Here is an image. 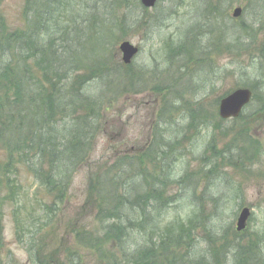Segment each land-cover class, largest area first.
I'll return each mask as SVG.
<instances>
[{
    "label": "trees",
    "instance_id": "obj_1",
    "mask_svg": "<svg viewBox=\"0 0 264 264\" xmlns=\"http://www.w3.org/2000/svg\"><path fill=\"white\" fill-rule=\"evenodd\" d=\"M206 1L210 3L204 13L213 20H223L220 3L234 0H218L217 4ZM259 1L252 5L261 6ZM126 2L112 0V5L126 8ZM138 5L139 0H134L131 8ZM127 8L120 18L108 20L94 0H86L82 10L71 7L69 0H26L25 30L9 33L0 18V140L6 136L10 157L14 154L26 165L38 160V166L31 169L33 176L40 187L54 195L50 205H39V229L22 235L31 264H82L79 251L58 244L53 248L47 243L53 237V219L60 214L66 188L89 156L104 105L147 88L141 85L140 73L131 65L124 66L107 57L109 48L131 29ZM98 19L112 25L116 38L102 49L90 48L87 63H81L71 47L85 27L91 28L90 33L94 31ZM199 27L194 24L185 35L182 28L183 40L164 43L166 96L157 125L141 152L122 154L103 171L89 175L87 202L95 224L92 229L85 231L80 226L71 232L79 250L81 246L92 254L91 264H264V235L246 240L244 232H235L231 225L224 229L221 226L219 235H213L212 219L222 216L221 198L212 200L207 195L209 189H217L211 175L223 177L225 169L250 165L261 154L258 142L249 137L247 125L251 126L254 118L264 121V74L238 85L250 89L253 95L239 117L231 120L227 131L235 133L223 147L217 148L215 134L227 133L221 128L224 121L218 120L213 126L199 101L193 102L194 108L191 101L183 103L188 113L186 129L193 131L195 138L200 125L211 129L207 147L199 157L192 158L198 161V171L189 172L184 164L182 144L191 143L189 135L175 132L170 124V115L181 106L179 100L187 93L180 89L181 84L194 80L195 73L191 71L207 68L212 62V50L234 53L232 45L220 44L226 37L215 26L219 43L200 52L196 38ZM240 30H245L243 24ZM207 78L199 82L204 84ZM222 97L215 99L214 105ZM204 200L208 204L205 213ZM185 204L192 210L186 219L175 214L174 209V205L182 209ZM43 230H47L48 242L39 237ZM199 231L207 238L201 241L203 247L197 240Z\"/></svg>",
    "mask_w": 264,
    "mask_h": 264
},
{
    "label": "rangeland",
    "instance_id": "obj_2",
    "mask_svg": "<svg viewBox=\"0 0 264 264\" xmlns=\"http://www.w3.org/2000/svg\"><path fill=\"white\" fill-rule=\"evenodd\" d=\"M69 1L71 7H78L81 10L86 2V0ZM217 1L211 0L212 4H217ZM74 2L77 3L75 6ZM94 2L108 20L120 18L128 6V15L132 20L131 29L122 39L117 40L114 47L109 48L107 57L112 62L121 63L118 45L122 40H127L138 47L139 54L132 62L131 69L140 73L141 85H147V88L142 92L121 96L104 105L99 122L100 129L91 141L89 156L73 174L66 188L64 203L59 208L60 214L53 219L52 239L48 242L47 230L40 231L39 237L42 241L48 242V246L52 245L55 248L58 244L65 249L79 251L82 264H91L90 260L94 258H91L92 254L86 249L80 246L79 250L75 245L71 229L75 230L83 226L86 231L92 229L95 224L90 216L91 209L87 202L89 175L99 169L103 171L104 166L110 165L113 159L122 154H139L151 138L153 128L157 125L161 103L166 96L163 90L165 86L163 76L167 67L165 41L177 43L183 40L181 29H184L185 35L196 24L201 26L200 35L196 37L200 52H206L211 45L219 43L218 30L215 28L220 29V33L226 37L220 44L232 45L234 50V53L223 49L219 51L220 53L210 51L212 62L208 67L202 72L200 68L194 71L191 69L190 71L195 73L192 76L193 82L187 79L180 86V89L186 90L187 93L181 96L179 100L181 106L174 110L169 119L175 132L189 135L188 139L190 137L191 143L182 144L183 160L189 172L198 171V161H193L192 158L199 157L207 147L211 138V129L200 125L198 136L195 138L194 132L186 129L188 113L183 103L191 101V107L194 108L193 102L199 101L205 115L214 126L220 120L217 115V105H214L215 99L240 87L238 85L243 81L250 82L257 78L259 73L264 74V0L259 1L261 6L255 7L252 4L256 0L220 3L223 20L221 18L213 20L214 17L204 13L205 6L210 3L206 0H158L151 9H143L140 5L131 8V4L134 6V0H128L125 3L126 8L122 5L116 6L114 3L112 5V0H94ZM25 3L26 0H0V18L7 32L25 30ZM236 7H241L243 11L240 17L233 19L231 13ZM241 24L244 25L245 30H240ZM227 25L229 28L226 34ZM90 30L91 28L85 27L81 31L82 35L77 37L71 47L72 54L84 64L88 61L90 48L102 49L116 38L112 25L102 19H98L93 32L90 33ZM193 45L194 53L198 54L197 45ZM200 73L201 75H198ZM203 73L204 77L208 76L204 84L199 82L200 78L204 79ZM253 121L254 123L247 127L249 137L258 142L260 147L261 154L258 155L257 160L238 169L227 168L222 172L223 177L211 175L212 182L217 184V189H209L207 195L212 200L221 198L222 211L221 219H212L215 236L219 235L221 226L223 229L227 225L235 228V221L242 207H248L251 212L244 231L246 240L262 238L264 235V121L257 118ZM231 124L229 120L221 124L223 133ZM234 133L235 131H227L224 135L216 133L217 148L229 143L232 139L231 134ZM234 145L237 146L232 144ZM189 151L191 152L188 153ZM28 158H31V155ZM19 160L20 158L14 154L9 156L6 136H3L0 140V264H31L27 252L28 246L24 243L25 239L22 235L27 230L39 229L42 222L39 205H50L54 200V195L40 187L33 176L31 169L38 166V160H33L34 166L31 161L26 165ZM178 167L179 163L176 168ZM204 186L203 183L198 191L201 192ZM175 191L173 189V194L176 193ZM203 205H205L203 208L205 213L208 210L206 200L203 201ZM184 206L178 209L174 205V209L175 214L179 213L186 219L191 215L192 210H188L186 204ZM206 239L203 232L199 231L197 240L202 247L204 245L201 241Z\"/></svg>",
    "mask_w": 264,
    "mask_h": 264
},
{
    "label": "water",
    "instance_id": "obj_3",
    "mask_svg": "<svg viewBox=\"0 0 264 264\" xmlns=\"http://www.w3.org/2000/svg\"><path fill=\"white\" fill-rule=\"evenodd\" d=\"M157 0H140V3L143 7L149 9L153 8ZM241 14V9L236 8L233 11L232 16L234 18L238 17ZM119 52L121 54V60L123 64L128 65L131 63L132 59L138 53V49L134 47L131 43L124 41L120 43ZM251 100V91L248 89H237L231 94L220 100L218 105V116L223 119H232L237 118L243 108ZM250 216V211L248 208H243L236 220L235 229L237 232H240L245 229L247 220Z\"/></svg>",
    "mask_w": 264,
    "mask_h": 264
}]
</instances>
